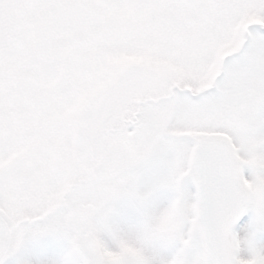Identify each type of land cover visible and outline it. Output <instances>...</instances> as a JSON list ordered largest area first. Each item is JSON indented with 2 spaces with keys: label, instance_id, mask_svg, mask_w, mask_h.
<instances>
[{
  "label": "snow or ice",
  "instance_id": "6c2138e0",
  "mask_svg": "<svg viewBox=\"0 0 264 264\" xmlns=\"http://www.w3.org/2000/svg\"><path fill=\"white\" fill-rule=\"evenodd\" d=\"M32 256L264 264V0H0V264Z\"/></svg>",
  "mask_w": 264,
  "mask_h": 264
},
{
  "label": "rangeland",
  "instance_id": "374dc122",
  "mask_svg": "<svg viewBox=\"0 0 264 264\" xmlns=\"http://www.w3.org/2000/svg\"><path fill=\"white\" fill-rule=\"evenodd\" d=\"M36 247H37V246L34 245V244H29V245H28V249H29V251L35 249ZM31 258L33 259L34 264H35V261H36L37 258H36L35 256H32ZM40 259L44 260V259H47V257H40Z\"/></svg>",
  "mask_w": 264,
  "mask_h": 264
}]
</instances>
